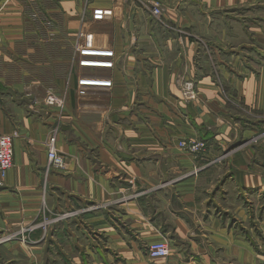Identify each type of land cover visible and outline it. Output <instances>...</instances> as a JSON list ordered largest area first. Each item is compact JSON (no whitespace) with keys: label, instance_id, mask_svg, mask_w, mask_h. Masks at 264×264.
<instances>
[{"label":"crops","instance_id":"0c3cea01","mask_svg":"<svg viewBox=\"0 0 264 264\" xmlns=\"http://www.w3.org/2000/svg\"><path fill=\"white\" fill-rule=\"evenodd\" d=\"M153 1L162 23L127 0H0V135L15 136L0 190V264H166L148 257L164 239L169 264H262L264 124L244 107L264 113V63L246 46L243 9L264 0ZM95 8L114 18L91 22ZM83 27L115 51L116 67L93 73L111 91L79 100L72 61ZM188 80L198 102L183 100ZM39 89L66 96L60 117L30 108L44 100ZM57 125L63 171L49 168L46 146ZM182 139L205 140L207 154L193 159ZM43 204L53 219L45 252L2 240Z\"/></svg>","mask_w":264,"mask_h":264},{"label":"built area","instance_id":"2783aa9c","mask_svg":"<svg viewBox=\"0 0 264 264\" xmlns=\"http://www.w3.org/2000/svg\"><path fill=\"white\" fill-rule=\"evenodd\" d=\"M139 3L141 7L148 11L153 19L159 23L163 22V9L157 1L153 0H127ZM114 18V11L112 9L95 8L91 12L90 21L93 23H102ZM183 36V35H182ZM180 42L183 43V37ZM74 56L72 63L74 67L80 70L77 76V86L75 94L77 99H88L92 94L100 91H111L113 89V81L109 78H103L93 73L101 70H114L116 54L112 48L102 47L96 43L95 35L86 30L84 27L78 32L76 40L73 45ZM183 87L187 92V99H195L194 87L195 83L192 80L184 81ZM66 96L57 92H50L41 103L35 102L30 108L36 113L45 112L50 115L51 112L56 111L57 117L61 116V112L65 107ZM40 110H36L37 108ZM60 127L57 125L53 128L47 140V153L49 168L56 171H63L67 168V158L61 154L57 148V141ZM14 135H0V190L5 186V180L9 171L14 166ZM179 148L188 152L194 157L206 152V146L202 142L180 143ZM72 215V214H71ZM70 214H65L55 221L59 222L69 217ZM53 222L50 220L45 225ZM41 227L46 229V226ZM37 227H29L21 229V231H33ZM19 234H14L9 239L17 237ZM25 242V240H23ZM148 257L153 262H167L171 257V247L168 240H162L151 244L148 248Z\"/></svg>","mask_w":264,"mask_h":264},{"label":"rangeland","instance_id":"374dc122","mask_svg":"<svg viewBox=\"0 0 264 264\" xmlns=\"http://www.w3.org/2000/svg\"><path fill=\"white\" fill-rule=\"evenodd\" d=\"M244 13V15H243ZM243 13L241 15L244 16V22H243V25L245 26L246 28V46H251L252 48L254 49H251V51L257 49L260 51L261 53V60L259 59V63H264V4H261L260 6H248L243 9ZM183 43H184V39L189 37L188 36V33H185L183 32ZM199 41H202L201 38H198ZM205 48V46H204ZM206 49V48H205ZM248 56L253 58V53H248ZM256 60H258V58L256 57L255 58ZM63 75V73L61 74ZM66 78H64V82H63V86L61 88V90H64L66 93L68 92V81L67 79L65 80ZM65 83V84H64ZM37 92L40 94H43L44 93V98L50 93V92H58V90H52V89H39L37 90ZM41 92V93H40ZM194 92H195V99L193 100H189L187 99L188 95H187V92L185 90V88L183 87V85L181 86V93H182V97H183V100H185L186 103H190V102H198L199 101V92L196 88V85L194 87ZM187 96V97H186ZM42 97V96H41ZM43 98V99H44ZM245 112L247 115H249V113H253L256 115V118H258V120L260 122H263L264 124V113H254L252 111H250L249 109L245 108ZM191 142H202L205 144L206 146V152H204L203 154L199 155L198 157H194L192 155H190L188 152H186L189 156L193 157V159H202L204 158V156L207 154V150H208V143L205 141V140H201V139H182L178 142V147H179V144L180 143H191ZM204 170V167H198L194 170H192L191 172L194 171L195 174H198L199 172L203 171ZM71 215V214H70ZM63 216V215H61ZM61 216H58L57 218H60ZM70 217V216H69ZM68 217V218H69ZM56 218V219H57ZM54 219V224H57V223H60L61 221L59 222H56ZM50 220H53L50 216V213L47 211L45 205L43 204L41 209H40V212H39V215H38V218L37 220L34 222V223H31L29 225H26V226H23L22 228L23 229H26V228H29V227H37V229H34L33 231H21L22 228L18 229V231L11 233L8 232L5 237L2 239L3 241L5 242H11L13 240H19L21 242H23V240H25V244H29L31 243V241H36V242H40L39 244L40 245H44L43 246V249H44V252H45V248H46V242L50 241L51 240V232H50V228L52 226V223L51 224H47L45 225L47 222H49ZM64 220V219H63ZM45 225L46 226V229L41 227ZM9 234V235H8ZM14 234H19L17 237L15 238H12V239H9L8 241H6L7 238H10L11 236H14ZM92 235H95V234H92ZM104 237V236H103ZM103 237H102V241H103ZM94 238V237H92ZM61 240L63 241H68L67 243H71L72 245L74 244L72 241H70L69 239H63V237H61ZM82 239H79V241H81ZM93 253V250H91V248H84L82 253H85L88 257V261H90V254L89 253ZM69 253H73L71 256H74V257H78L80 255V252L79 250H75L74 247H73V251L69 252ZM92 260V258H91ZM262 264H264V260L262 262Z\"/></svg>","mask_w":264,"mask_h":264}]
</instances>
